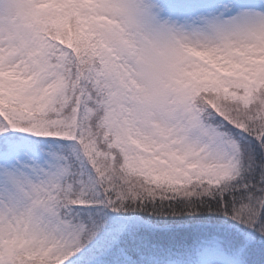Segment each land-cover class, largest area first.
Returning <instances> with one entry per match:
<instances>
[{"label": "snow or ice", "instance_id": "6c2138e0", "mask_svg": "<svg viewBox=\"0 0 264 264\" xmlns=\"http://www.w3.org/2000/svg\"><path fill=\"white\" fill-rule=\"evenodd\" d=\"M0 264H264V0H0Z\"/></svg>", "mask_w": 264, "mask_h": 264}]
</instances>
